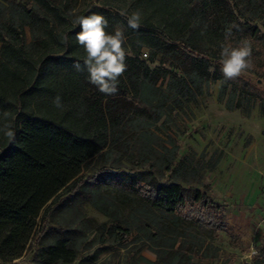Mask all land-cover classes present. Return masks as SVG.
Instances as JSON below:
<instances>
[{
    "label": "trees",
    "instance_id": "1",
    "mask_svg": "<svg viewBox=\"0 0 264 264\" xmlns=\"http://www.w3.org/2000/svg\"><path fill=\"white\" fill-rule=\"evenodd\" d=\"M137 10L138 30L125 15L116 19ZM92 13L107 18L109 33L123 23L127 69L113 95L73 67L83 68L86 56L75 40L81 29L53 0H0V125L15 130L12 141L0 133V264H22L41 210L61 202L62 192L81 191L110 220L104 232L121 242L133 235L156 253L152 264H193L208 257L201 248L209 243L191 229L216 238L225 206L180 184L196 180L197 169L178 160V145L158 125L196 103L210 82H219L217 99L229 109L248 114L262 100L243 77L224 78L219 52L235 23L230 42L249 40L252 62L264 56V32L251 22L264 17V0H108L82 15ZM56 96L63 109L54 106ZM91 162L95 172L83 177ZM167 171L173 178L162 182ZM76 251V241L57 239L46 259L69 264ZM252 262L264 264V252Z\"/></svg>",
    "mask_w": 264,
    "mask_h": 264
},
{
    "label": "rangeland",
    "instance_id": "2",
    "mask_svg": "<svg viewBox=\"0 0 264 264\" xmlns=\"http://www.w3.org/2000/svg\"><path fill=\"white\" fill-rule=\"evenodd\" d=\"M108 0H53L68 20L82 15L91 4ZM112 1V0H110ZM120 4L131 0H114ZM199 0H183L189 5ZM122 19L119 15L116 19ZM264 32V17L252 18ZM75 25V24H74ZM117 28L123 30L119 21ZM24 40L30 42L29 27ZM142 51L149 52L147 48ZM250 71L241 77L260 92L262 102L251 103L250 112L229 109L218 101L219 82H210L206 93L185 110L172 111L160 129L169 134L178 145V160L196 167V180L181 181L185 188L199 189L214 200L223 203L225 229L208 240L200 230L191 229L209 244L201 251L208 257L193 258V264H252L264 252V56H255ZM163 136L168 142L169 136ZM168 144V143H166ZM169 146V145H168ZM88 163L82 176L95 172ZM170 172L160 177L162 182L172 180ZM173 178V177H172ZM84 192H62L61 202L48 204L37 218V229L23 256L22 264H52L46 259L47 247L57 239L76 241V257L69 264H152L157 255L141 241L130 235L121 242L101 228H108L110 220L95 210ZM196 205H187L186 211H195ZM55 264H67L55 262Z\"/></svg>",
    "mask_w": 264,
    "mask_h": 264
},
{
    "label": "clouds",
    "instance_id": "3",
    "mask_svg": "<svg viewBox=\"0 0 264 264\" xmlns=\"http://www.w3.org/2000/svg\"><path fill=\"white\" fill-rule=\"evenodd\" d=\"M74 24L80 27L76 33L75 40L83 48L86 56L83 60V68L79 62L73 67L77 71L87 70L89 82L97 86L98 90L105 95H113L118 91L119 79L127 69L126 57L128 50L125 47L126 37L121 28H116L109 33L108 20L102 14L92 13L90 15H76ZM127 19L128 27L138 30L141 26L142 14L133 11L131 15L121 13ZM239 30L235 23L228 25L225 29V43L220 45L219 55L221 72L225 79L232 80L241 76L245 71L253 67L252 46L249 40L243 39L235 46L230 42L233 29ZM67 36L63 42L67 43ZM214 71V69H210ZM53 104L58 109H63L60 96L53 99ZM7 115V114H6ZM2 133L9 141L15 139V130L11 123L0 125Z\"/></svg>",
    "mask_w": 264,
    "mask_h": 264
}]
</instances>
